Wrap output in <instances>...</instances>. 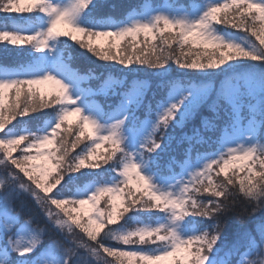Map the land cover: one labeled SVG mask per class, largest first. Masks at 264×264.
<instances>
[{
	"label": "snow or ice",
	"instance_id": "snow-or-ice-1",
	"mask_svg": "<svg viewBox=\"0 0 264 264\" xmlns=\"http://www.w3.org/2000/svg\"><path fill=\"white\" fill-rule=\"evenodd\" d=\"M115 7L0 0V264H264V0Z\"/></svg>",
	"mask_w": 264,
	"mask_h": 264
},
{
	"label": "trees",
	"instance_id": "trees-1",
	"mask_svg": "<svg viewBox=\"0 0 264 264\" xmlns=\"http://www.w3.org/2000/svg\"><path fill=\"white\" fill-rule=\"evenodd\" d=\"M130 1H133V0H108V4H114L116 7L118 6H121V5H124L126 3H129ZM105 12L109 11V9L106 7L104 9ZM0 47H2V45H0ZM4 56H14V57H21L19 56L17 53H13L11 55H6L5 53H0V58H3ZM22 58V57H21ZM81 70L83 71H89V70H95L92 74V76L94 77L95 76V81H99L102 79V77L104 75H111L113 76L116 80H120V81H127L128 83H131L132 79L134 77L128 75V76H125L124 74L120 73V72H117V71H105L99 64V62H94V58L92 59H87V60H82L78 65H77ZM117 68H119L118 66H116ZM172 68L175 70L176 66L175 65H172ZM100 73H103V75L101 76ZM173 75H178V73H176L175 71L173 72ZM139 78L140 79H146L148 80V83H149V87L152 89L153 92H157L158 93V90L156 88V83L157 81L150 77V75H146L144 72H141L139 74ZM120 85H115L114 88H119ZM159 94V93H158ZM151 95V93H150ZM104 100V97L101 98V102ZM205 115H208V116H211V113L208 112L206 109H205V112H204ZM221 125L224 123L223 120L220 121ZM200 125V121H199V118H197L194 122H190L184 129L185 132L191 134L192 132V129L193 127H199ZM203 131V130H202ZM177 137H179L180 135V132L177 131L176 133ZM183 148H184V145H179L177 143H173V146H172V150H170L169 153L165 154V160L168 158L169 155H179L182 151H183ZM88 182V178H83L79 183L80 185H83L85 183ZM145 219L146 222H150L148 221V218L146 216L142 217ZM155 219V217H153V220ZM254 223V222H253ZM137 225L133 224V223H129L128 225H126L127 228L131 229V228H134L136 227ZM108 243H115L114 241H108ZM81 256L84 260L86 261H91V264H98V262H96L92 257H90L88 254H83L81 253Z\"/></svg>",
	"mask_w": 264,
	"mask_h": 264
},
{
	"label": "rangeland",
	"instance_id": "rangeland-1",
	"mask_svg": "<svg viewBox=\"0 0 264 264\" xmlns=\"http://www.w3.org/2000/svg\"><path fill=\"white\" fill-rule=\"evenodd\" d=\"M163 7H168V6L165 5V6H163ZM10 47H14V46H10ZM195 51H202V50H201V49H193V52H195ZM0 53H4L3 50H2V47H0ZM13 53H16V52H15V51H9L8 53H5V54H7V55H11V54H13ZM117 66L120 67L119 65H117ZM41 87H42V90L46 91V90H48V88H49L50 86H49V85H44V86H41ZM70 119H74V118H70ZM99 151H100L101 153H103V152H104V149L101 148ZM85 207H87V206H85ZM74 238L77 239V240H79V239H80L79 234H77ZM80 252L83 253V254H87V253H85V252L83 251V249H81ZM92 258H93V257H92ZM93 259H94L96 262H98V261L96 260V258H93Z\"/></svg>",
	"mask_w": 264,
	"mask_h": 264
}]
</instances>
